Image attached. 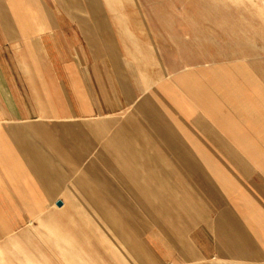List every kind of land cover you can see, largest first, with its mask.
I'll list each match as a JSON object with an SVG mask.
<instances>
[{
  "label": "crops",
  "instance_id": "obj_1",
  "mask_svg": "<svg viewBox=\"0 0 264 264\" xmlns=\"http://www.w3.org/2000/svg\"><path fill=\"white\" fill-rule=\"evenodd\" d=\"M154 14L0 0L2 264H264V70Z\"/></svg>",
  "mask_w": 264,
  "mask_h": 264
},
{
  "label": "rangeland",
  "instance_id": "obj_2",
  "mask_svg": "<svg viewBox=\"0 0 264 264\" xmlns=\"http://www.w3.org/2000/svg\"><path fill=\"white\" fill-rule=\"evenodd\" d=\"M141 9L155 11L164 41L177 43L171 51L180 57L206 58L236 68L264 70V0H137ZM243 75L246 71L240 72ZM228 101H231L228 98ZM232 103V101H231ZM227 103V109H232ZM16 247V246H15ZM11 245L0 247L2 255ZM9 258L7 259V262Z\"/></svg>",
  "mask_w": 264,
  "mask_h": 264
}]
</instances>
